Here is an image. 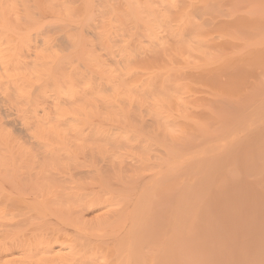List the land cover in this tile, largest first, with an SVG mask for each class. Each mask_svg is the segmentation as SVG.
Returning a JSON list of instances; mask_svg holds the SVG:
<instances>
[{
    "label": "bare ground",
    "instance_id": "1",
    "mask_svg": "<svg viewBox=\"0 0 264 264\" xmlns=\"http://www.w3.org/2000/svg\"><path fill=\"white\" fill-rule=\"evenodd\" d=\"M219 15L225 20L216 23ZM235 69L257 77H224ZM189 71L197 80L184 78ZM207 76L219 90L188 102L185 93ZM0 98V179L47 194L57 218L53 254L59 245L76 260L98 252L109 264H139L131 247L147 244L148 264H264V0H0ZM39 110L43 121L30 124ZM2 121L38 139L49 156L37 161ZM130 133L154 137L137 142L164 151L141 183L137 171L121 170L116 150L68 137ZM93 146L112 168L95 167L101 192H84L85 179H55L68 164L57 148L71 155ZM104 201L106 210L128 204L97 225L75 215L77 206Z\"/></svg>",
    "mask_w": 264,
    "mask_h": 264
},
{
    "label": "rangeland",
    "instance_id": "2",
    "mask_svg": "<svg viewBox=\"0 0 264 264\" xmlns=\"http://www.w3.org/2000/svg\"><path fill=\"white\" fill-rule=\"evenodd\" d=\"M69 1L74 4H79V0ZM94 1L95 3L97 2V0ZM200 9H202V4L199 6H194L192 10L194 13H197V11ZM224 18L225 17L223 15H219L215 18L214 21L216 23H220L221 21L225 20ZM204 19L207 20V17H205ZM140 29V23L131 28L132 38L138 35ZM59 31L60 27L54 26L50 28L49 32H53L56 34V32ZM83 31L87 35H92L90 33L91 29L88 25L83 26ZM142 40L145 42L144 38H142ZM59 42L61 46H65L67 44V42H65L63 38H59ZM135 47L136 46H133L132 49H134ZM230 71V74L228 71H223V73L226 72L225 76H223L229 79L233 71V76L237 75L235 78L240 75H244L243 81H246V79H248V77L245 76L248 74H252V76H254L253 78L257 77V72L253 75V72L255 71H247V74L237 72L236 69ZM193 76H195V74L189 71L188 73H185L184 78H189L190 80H192L194 79ZM250 76L251 75H249V79ZM208 77L209 79L211 78V76H207V79ZM205 81L207 82L205 84L201 82V85H198L200 84L199 82L197 86L194 87V89L192 88L193 91L191 93H185V99L188 102H192L193 100H196L198 98H204L205 100V98L208 97V95L206 96V94L213 91H211V89H213V87L211 86H214V90L217 89L218 85L216 84V87L215 83L213 82V84L211 79L209 80V82L208 80ZM210 81L212 85H208ZM217 90H219V88ZM10 91L11 93H13L12 88H10ZM255 97L253 96V98ZM11 100L17 103L16 96H12ZM222 102L223 101H221V103ZM2 103L3 101L0 98V107ZM44 106L48 110H52V104L49 101L45 103ZM243 108V106L241 107V105H239L238 109L240 112H242L240 109L243 110ZM194 110L195 109H192L190 112L194 113ZM223 112H225V110H223ZM0 114L2 115L1 111ZM37 114L38 117L32 115L30 124L35 125L43 121L40 110ZM199 116L202 117V115ZM93 121L98 123V120L96 119H94ZM103 123L105 127L114 129L115 124H111L110 122ZM130 123H139V121L136 119H132ZM141 123L143 124V127L145 129L151 128L154 124L148 118L143 120ZM1 124L10 131L12 138L19 139V141L25 147L29 148L35 153L37 161L49 156V152L44 148V146L39 142L38 139L31 137L29 134L25 133V131L18 129L17 127L10 123H7L6 121H2ZM61 124L64 125L65 123ZM68 137L73 140L84 139L89 145L93 144L94 146H96L98 144H103V146L109 151L116 150L120 155L119 157L121 158V170L123 172H129L133 170L137 171V182L139 183L146 180L152 170L160 168L161 159L164 155V151L160 147V145L154 144L152 142H148L145 145L138 144L137 141L139 137L140 139L145 138L148 140L149 138L150 140L154 138L148 137L147 134L137 136L135 133H130L129 135H116L115 137L112 135L83 134L77 136L76 134H69ZM94 146L92 149L88 147L84 151L77 149L71 155H68V153L64 151L62 147L57 148L56 152L59 157L62 160L68 162V164L65 165L64 168H61L57 172L53 173L55 179L60 183L69 182V186L73 184V182H71L70 180L85 179V182L83 184L84 192L89 193L91 190L101 192L99 183L93 180V177L96 175L95 167L100 165L102 169L107 172H110L112 168L110 164L106 162L108 160L107 155L96 150ZM24 170L25 169L22 168L21 172ZM75 190L76 189L74 186L73 191ZM141 199V204L146 203L147 200L145 199V197L142 196ZM105 203L106 201H104V203L102 204H94L88 207L77 206L75 208V215L77 214V216L87 222L88 225H97L101 220V217L103 218L104 214H107L108 219H112L117 215L119 209H122L128 204V202L121 201L119 202V205L115 204L110 209L106 210L104 207ZM103 209L106 211V213L103 211ZM158 215L159 213L157 212L156 218L158 217L159 220L160 216ZM55 222H57V218L51 212L50 199L48 198L46 193L38 194L32 182H12L8 179H0V264H109L110 259L101 257V253L98 252L90 258L85 257L82 260H76V257H78V255L70 254L68 249H61L59 245L56 251L60 254L56 255V253L53 254L52 252H50V247L54 241L52 227L55 225ZM60 227L65 232H70L72 229L71 224L67 223H61ZM72 245L75 246L76 250H79L80 247H83L79 244ZM147 246V244H144L133 248L131 247V254L133 258L131 257L130 260H135L136 257L139 264H148L149 247L147 248ZM54 249H56L55 246ZM99 249L101 251L104 250L103 248Z\"/></svg>",
    "mask_w": 264,
    "mask_h": 264
}]
</instances>
